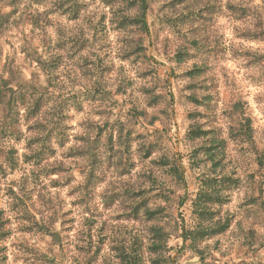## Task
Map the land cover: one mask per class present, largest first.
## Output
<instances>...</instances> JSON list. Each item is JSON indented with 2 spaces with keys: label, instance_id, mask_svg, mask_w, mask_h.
Wrapping results in <instances>:
<instances>
[{
  "label": "rangeland",
  "instance_id": "rangeland-1",
  "mask_svg": "<svg viewBox=\"0 0 264 264\" xmlns=\"http://www.w3.org/2000/svg\"><path fill=\"white\" fill-rule=\"evenodd\" d=\"M0 81V264H264V0H0Z\"/></svg>",
  "mask_w": 264,
  "mask_h": 264
},
{
  "label": "trees",
  "instance_id": "trees-1",
  "mask_svg": "<svg viewBox=\"0 0 264 264\" xmlns=\"http://www.w3.org/2000/svg\"><path fill=\"white\" fill-rule=\"evenodd\" d=\"M142 1V5L145 7L146 6V1L147 0H141ZM2 85H4V86H6V84H5V82L4 81H0V119L2 118V114H4V112H5V107L7 106V103H10L11 101H12V103L11 104H13V106H14V109L16 110V112L18 113L19 112V103H22L23 102V100L21 99V94H19V95H17V96H15L16 94H17V92H15L14 93V90H11V91H13V94H12V98L9 96V92L10 91H8V92H4V90H3V86ZM9 97H10V99H9ZM9 99V100H8ZM8 100V101H7ZM41 104H40V100H37L36 101V103H35V105L31 108L32 109V111L33 112H39V110L41 109ZM16 112H14L15 114H16ZM11 124V123H10ZM247 124H248V131H249V125H250V123H249V121L247 122ZM1 127V129L4 131V132H7V130H6V128L7 129H10L11 128V126L9 125V123H7V124H4V125H0ZM6 126V127H5ZM207 134V132H202L201 130H199V129H195V130H193V136H192V138H199V137H202V136H204V135H206ZM214 146H210V147H208L206 150L208 151V152H211L212 151V149H214L213 148ZM41 151V150H40ZM38 151L36 150V151H34L31 155L32 156H35V157H37L38 156V153H37ZM28 155V154H27ZM31 159H35L34 157H32ZM30 161V160H29ZM14 167V166H13ZM5 171H4V168H3V166H2V164H1V162H0V174H3ZM206 193H208V192H205V195H207L208 196V194H206ZM201 196H203L204 194L203 193H201L200 194ZM218 195V194H217ZM198 200H200V196H199V198L197 199V201H196V205H198ZM219 224V223H218ZM219 227H220V230L222 231V230H224L225 229V227H226V225L224 224V225H221V224H219ZM191 233H193V232H191ZM185 235V237L187 236V238L190 236V235H192V237H193V239H197L198 238V236L197 235H194V234H184ZM3 238H4V228H3V225L2 224H0V242L3 240ZM131 263V262H130ZM132 264H140V262L139 261H137V260H135Z\"/></svg>",
  "mask_w": 264,
  "mask_h": 264
}]
</instances>
